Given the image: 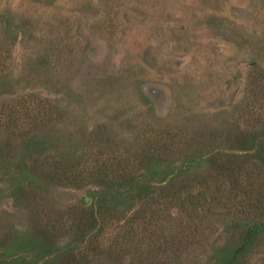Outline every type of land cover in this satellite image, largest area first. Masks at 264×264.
I'll return each mask as SVG.
<instances>
[{"label": "rangeland", "instance_id": "1", "mask_svg": "<svg viewBox=\"0 0 264 264\" xmlns=\"http://www.w3.org/2000/svg\"><path fill=\"white\" fill-rule=\"evenodd\" d=\"M0 264H264V0H0Z\"/></svg>", "mask_w": 264, "mask_h": 264}]
</instances>
